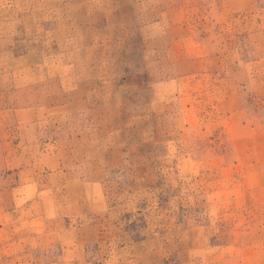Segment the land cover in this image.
Here are the masks:
<instances>
[{
  "label": "rangeland",
  "instance_id": "rangeland-1",
  "mask_svg": "<svg viewBox=\"0 0 264 264\" xmlns=\"http://www.w3.org/2000/svg\"><path fill=\"white\" fill-rule=\"evenodd\" d=\"M0 264H264V0H0Z\"/></svg>",
  "mask_w": 264,
  "mask_h": 264
}]
</instances>
